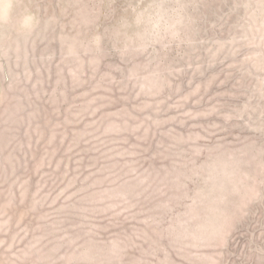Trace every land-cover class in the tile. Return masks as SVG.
<instances>
[{"label": "rangeland", "instance_id": "obj_1", "mask_svg": "<svg viewBox=\"0 0 264 264\" xmlns=\"http://www.w3.org/2000/svg\"><path fill=\"white\" fill-rule=\"evenodd\" d=\"M0 264H264V0H0Z\"/></svg>", "mask_w": 264, "mask_h": 264}]
</instances>
